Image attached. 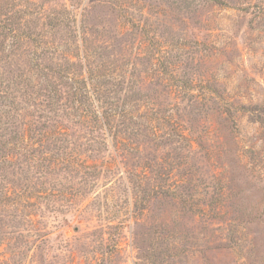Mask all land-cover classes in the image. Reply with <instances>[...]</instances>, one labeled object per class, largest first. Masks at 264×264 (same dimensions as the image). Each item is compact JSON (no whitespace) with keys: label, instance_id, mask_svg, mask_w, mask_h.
<instances>
[{"label":"rangeland","instance_id":"rangeland-1","mask_svg":"<svg viewBox=\"0 0 264 264\" xmlns=\"http://www.w3.org/2000/svg\"><path fill=\"white\" fill-rule=\"evenodd\" d=\"M0 21V264H264V0Z\"/></svg>","mask_w":264,"mask_h":264},{"label":"trees","instance_id":"trees-1","mask_svg":"<svg viewBox=\"0 0 264 264\" xmlns=\"http://www.w3.org/2000/svg\"><path fill=\"white\" fill-rule=\"evenodd\" d=\"M1 22V21H0Z\"/></svg>","mask_w":264,"mask_h":264}]
</instances>
